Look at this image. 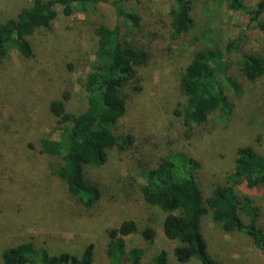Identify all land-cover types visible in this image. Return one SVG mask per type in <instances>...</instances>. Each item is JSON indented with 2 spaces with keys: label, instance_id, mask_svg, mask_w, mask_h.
I'll return each mask as SVG.
<instances>
[{
  "label": "rangeland",
  "instance_id": "obj_1",
  "mask_svg": "<svg viewBox=\"0 0 264 264\" xmlns=\"http://www.w3.org/2000/svg\"><path fill=\"white\" fill-rule=\"evenodd\" d=\"M113 1H119L124 11L140 15L139 28L131 30V37L147 49L149 60L137 69L140 89H133L135 82L124 89L126 113L117 133L130 134L133 147L126 154L112 148L105 163L88 166L90 176L104 184L120 185V200L112 210L87 213L68 194L65 184L48 172L50 159L38 154L36 146L39 138L56 136L55 120L48 113L50 100L64 92L68 111L85 107L82 84L93 61V29L102 22L115 24ZM241 1L252 8L259 0ZM30 2L0 0V22L14 17ZM227 3L191 0L193 27L174 39L168 30V0H107L93 13L64 16L59 12L49 29L29 36L31 57L23 58L10 49L7 58L0 61V253L31 241L49 255L79 257L91 244L92 264H107L106 230L130 219L137 231L124 238L125 249L142 248L140 264H151L161 249L166 251V264H181L172 253L174 242L161 231L164 213L141 196L143 171L153 168L163 155L188 153L200 162L196 181L205 198L215 184L229 185L227 176L239 144L250 145L264 156V77L255 82L242 79L237 74L235 53L228 58L229 74L239 84L241 94L227 91L233 105L231 114L225 117L214 111L205 123L192 125L190 138L185 137L189 128L179 114L184 98L178 78L194 51L223 49L229 38L241 37L245 51L264 55V28L259 26H264V13L251 20L240 10H229ZM143 142L145 145L139 144ZM233 189L258 207L256 224L264 234V192L239 186ZM241 217L246 222L243 214ZM146 227L155 230L152 240L141 234ZM200 232L208 255L220 264H264V255L245 234L222 230L209 211L200 220ZM185 264L199 263L191 260Z\"/></svg>",
  "mask_w": 264,
  "mask_h": 264
},
{
  "label": "trees",
  "instance_id": "obj_2",
  "mask_svg": "<svg viewBox=\"0 0 264 264\" xmlns=\"http://www.w3.org/2000/svg\"><path fill=\"white\" fill-rule=\"evenodd\" d=\"M107 0H31L14 17L0 22V61L15 49L23 58L32 55L29 36L39 29H49L61 12L69 16L74 12L93 13ZM115 24L104 22L93 29L96 40L93 61L85 75L82 88L85 107L70 112L65 107L67 93L48 103V113L55 120L54 139L41 137L36 150L50 159L48 172L65 184L68 194L87 213L100 208L112 210L121 197L120 185L104 184L88 173V166L105 163L112 148L126 154L133 147L130 134L119 136L117 129L126 113L124 89L135 82L137 69L147 64V49L138 46L131 30L139 28L140 15L124 11L119 1H113ZM227 8L240 10L257 20L264 13V0L254 7H246L241 0H228ZM191 0H168V30L171 38L187 34L193 27ZM129 23V26H128ZM124 26V31H123ZM264 28L262 24H259ZM237 55V74L248 82L264 77V55L243 49L241 37L229 38L223 49L206 47L194 51L178 78V89L184 98L179 114L189 129L185 137L193 135L192 125H201L208 116L218 111L222 116L231 114L233 105L228 90L241 94L239 84L229 74V55ZM145 145V142L139 143ZM200 162L188 153L176 151L160 157L153 168L144 170L140 193L143 200L164 213L161 231L174 242L172 253L178 263L194 260L199 264H220L211 258L200 232V220L207 211L213 222L226 232L245 234L264 255V234L257 226L258 207L246 197H239L233 187L247 191L264 192V156L250 145L234 149L229 185L215 184L203 198L196 174ZM246 217V222L241 215ZM137 231L134 220H124L117 227L106 230L108 243L105 249L107 264H140L143 251L140 247L125 249L124 238ZM146 240L156 233L150 227L141 232ZM93 246L88 244L79 257L61 253L49 255L31 241H24L1 251V264H92ZM166 251L161 249L151 264H166Z\"/></svg>",
  "mask_w": 264,
  "mask_h": 264
}]
</instances>
